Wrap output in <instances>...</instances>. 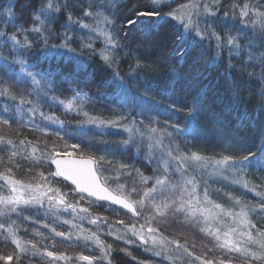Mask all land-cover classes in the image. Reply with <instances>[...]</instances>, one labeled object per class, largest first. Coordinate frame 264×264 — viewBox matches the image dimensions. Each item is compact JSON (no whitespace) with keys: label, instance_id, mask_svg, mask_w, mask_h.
Instances as JSON below:
<instances>
[{"label":"snow or ice","instance_id":"1","mask_svg":"<svg viewBox=\"0 0 264 264\" xmlns=\"http://www.w3.org/2000/svg\"><path fill=\"white\" fill-rule=\"evenodd\" d=\"M216 61L226 63L250 84L259 82V97L251 111L250 100H243L242 89L235 84H229L225 93L201 84L202 69ZM93 62L110 73L109 89L116 97L107 119L81 107L85 101L96 103L84 91ZM153 80L159 82L156 88ZM177 91L188 92L191 100L178 109L181 119L161 125L162 101L156 97L171 100ZM65 93L72 97L66 104L58 100ZM58 104L64 105L65 114L76 107V115L85 117L77 121L78 132L103 137L108 134L104 129L113 128L127 133L110 153L112 159L107 155L85 159L83 153L75 154L81 147L78 143L71 145L73 152L56 143L41 147L38 139L25 135L63 139L70 125L44 111ZM170 107L177 110L175 103ZM202 120L219 139V159L189 152V141L203 131ZM105 161L115 168L117 181L125 178L127 191L122 183L116 192L101 184L98 174ZM45 166H54V171L34 170ZM0 169V247L11 248L0 253L3 264H32L38 256L65 264L78 260L112 264V244L97 231L84 234L72 220L64 223L81 233L75 241L72 231L51 227V232L61 242L94 244L101 255L73 257L41 246L36 239L42 236L39 232L29 239L19 235L17 220H30L41 209L46 216L62 211L85 214L92 225L108 224L107 218H92L88 208L68 198L70 194L109 201L142 217L139 231L134 224L129 228L136 240L125 243L139 241L145 250L151 244L153 255L162 260L264 264V183L250 188L243 179L264 177V0L255 6L244 0L238 4L232 0H0ZM17 171L29 182L17 179ZM59 178L74 187L68 192L52 187ZM221 181L253 191L258 199L244 201L225 192L227 201L217 203L209 192L210 182ZM146 207L151 215H145ZM169 227L190 233L198 228L212 238L213 247L195 255L187 242L163 234L161 228ZM107 234L111 235L110 228ZM170 245L174 247L169 249ZM214 249L223 255L217 257Z\"/></svg>","mask_w":264,"mask_h":264},{"label":"trees","instance_id":"2","mask_svg":"<svg viewBox=\"0 0 264 264\" xmlns=\"http://www.w3.org/2000/svg\"><path fill=\"white\" fill-rule=\"evenodd\" d=\"M237 1V4L240 0H232V3ZM123 2V0H122ZM147 2V0H145ZM189 0H177V3H188ZM245 3H251L254 6L260 2V0H244ZM176 7V4L172 5ZM167 31V29H165ZM97 47L102 48L103 44L101 42H97ZM207 59V58H206ZM226 59V58H225ZM125 71L127 70V65H123ZM91 76L89 79V83L87 87L84 88V91L88 94L89 97L95 98L96 103L90 104L88 101H85L81 107L83 111H87L90 115L102 116L107 119L110 118L111 113L109 109L115 108V105H112L110 102L115 99V95L109 89L110 83V73L103 68L102 65L93 62L91 68L89 69ZM203 76L201 78L202 85H208L213 88L217 93H225L226 88L229 84H235L236 86L242 89V97L243 100H250V103L247 105L249 110L251 111L257 102L260 91L259 82L249 83L246 78L240 77V75L232 69L227 68L226 63H221L220 61L209 62L203 69ZM217 72L221 73L223 80L217 81L215 78L218 76ZM143 79V78H141ZM158 81L153 80L152 86L156 88L158 86ZM100 97H104V99H100ZM71 94L65 93L62 96H58V100L64 101L66 104L71 99ZM157 101H162L161 107L159 108L160 112V121L161 125L165 120H170L175 123L178 119L183 117V113L178 111V109L183 108L184 105L191 100V95L186 91H177L171 100H163V96H157ZM243 100L241 103L243 104ZM175 103L177 110H173L170 105ZM44 111L46 113H54L60 120L65 121V126L68 127V134L64 135L63 139H58L55 135L50 137L41 136L39 133H25L28 135L30 139H38L40 141V146L42 147L45 142L51 146L53 143L59 145L60 148H65L67 146L68 151H72L71 145L73 143H78L81 145L80 148L76 149V153H83V155L95 156L99 157L101 155H107L108 159H112L110 153L113 152L116 148L117 143L122 139L126 138L127 133L120 131L117 132L116 129L107 128L104 129L107 135L101 137L99 135H95L94 133H81L76 130L77 121L85 120V117L82 115L77 116V108L74 107L71 112L65 114L64 105L58 104L52 109L45 108ZM201 127L203 131L201 135L195 139L190 140L188 149L189 152H195L199 155L204 156L205 158L215 157L216 159L220 158L222 154V148L219 143V139L216 134L213 132L211 125L202 120ZM9 138L15 139V136L10 135ZM165 146H167V141L164 142ZM91 145V147H89ZM226 154V153H224ZM113 163L118 167V163L113 161ZM22 166L27 169L29 165L26 162L22 161ZM103 169H105V173L107 172L108 179H106V186L110 187L114 191L117 190L113 183H116V179L112 178L111 171L115 169L113 165L107 163V161L103 162ZM2 170V169H0ZM37 173L39 171H45L47 174L48 171H54L51 167L45 166L44 168L36 167L34 169ZM111 170V171H110ZM104 174V173H103ZM17 179H23L25 182H29V177L25 176L23 173H16ZM249 182V187L251 188L253 185H260L264 183V177H260L256 175H248L244 177ZM121 181V180H119ZM123 182V181H121ZM114 183V184H115ZM125 183V182H124ZM52 187H60L63 192H68L71 186L64 181L63 179L54 180L51 182ZM259 190V189H258ZM125 191V190H124ZM216 191L219 192L220 196H218ZM209 192L212 193L213 199L217 203H225L227 201V197L224 195L225 192H231L233 196L243 197L244 201H255L258 197L255 195V192L244 189L239 185H229L227 181H221L220 183H212L210 182ZM73 203L78 202V206L86 207L89 209V213L92 218L101 217L107 218L108 224L106 226H102L100 223L97 225H92L89 223L88 219L85 217V214H72L70 215L68 212H59L52 216H46L45 210L41 209L39 213H33L32 219L30 220H17V225L20 227L21 231L19 235L24 239H29L31 236L35 235L36 232L42 234V236H37L36 239L39 241L41 246L47 245L49 251H54L57 253L64 252L70 256H78V255H87V256H99L101 255L100 251L95 247L94 244H89L85 246V242L81 240L79 244L73 242L75 241L76 236L80 235L78 233L76 236L74 232H77L76 229H71L70 225L65 224L64 221L71 220V217L74 216L73 222L81 225L84 229V234H89V231H97L106 243L112 244V254L111 260L112 264H170V260H162L160 257L153 255L152 250H145L144 247L140 246L138 242L134 244H127L125 240L131 238L136 240L135 237L131 236V232L129 228L134 224L128 221V224L123 221V223H119V219L131 217L135 222L134 225L136 229H140V217H133L132 213H126L122 209L118 207H114L108 203L97 202L90 200L88 197L85 199L76 198L73 194H70L68 197ZM133 199H138V197H133ZM47 204H45V208H47ZM111 208V209H108ZM111 210V211H109ZM236 211H239V206L236 207ZM110 212V213H109ZM120 212V213H119ZM109 214H116V217H111ZM27 215V214H26ZM135 218V219H134ZM49 224L48 228L44 227V224ZM142 223V222H141ZM128 226L126 228L125 226ZM51 227H56L57 231H72L73 233V241H62L61 237L55 236L54 233L51 232ZM111 229V235L107 234L108 229ZM27 230L28 235H25V231ZM75 230V231H74ZM114 230V231H113ZM180 233L185 235L190 240H201L206 242L207 248L213 246V243H209L204 238H200L198 234H196V230L193 232H188L186 230H180ZM118 233L122 234L121 239L117 240L116 237L119 236ZM178 236V235H176ZM120 237V236H119ZM47 238V239H45ZM210 240V239H209ZM174 246L170 245L171 249ZM149 248V247H148ZM11 251V248L0 247V253ZM223 253L218 254V257H221ZM52 261V264H65L64 261H54L49 257H37L32 261V264H49V261ZM0 264H3L0 261ZM75 264H88L87 261H75ZM93 264H98L97 261H94ZM107 264V261H105ZM175 264H183V261L175 260Z\"/></svg>","mask_w":264,"mask_h":264},{"label":"rangeland","instance_id":"3","mask_svg":"<svg viewBox=\"0 0 264 264\" xmlns=\"http://www.w3.org/2000/svg\"><path fill=\"white\" fill-rule=\"evenodd\" d=\"M217 77L215 78L218 82L219 81H222L223 80V77H222V75H221V73H220V75H219V73L217 72ZM71 100V99H70ZM61 101V100H60ZM162 125H163V123H162ZM166 147V146H165ZM70 152V151H69ZM72 152V151H71ZM75 154H79V153H76L75 152ZM84 156V155H83ZM86 157H88V156H86ZM118 168V167H117ZM111 171V170H110ZM101 173H104L103 174V176H102V178H103V181L104 182H106V179H108V176L107 177H105V175H108L107 174V172L105 173V169L104 170H102L101 171ZM111 174H112V178L114 177V180L116 179V175H117V173H116V171H115V169H113L112 171H111ZM146 175L148 174V173H145ZM197 175H198V173H197ZM109 180V179H108ZM119 180H121V181H123V182H121V181H117V179H116V183L114 184L113 183V185H114V187L116 188H118V184H124L125 185V188H124V190L125 191H127L128 190V183H127V181L125 180V178L124 177H120V179ZM125 182V183H124ZM113 192H116V191H114V190H112ZM217 193V195L218 196H220V194H219V192L218 191H216ZM112 205V204H111ZM112 206H114V205H112ZM114 207H116V206H114ZM108 209H111V208H108ZM109 211H111V210H109ZM123 211H125L126 213H128L129 211L127 210H123ZM112 212V211H111ZM144 212H145V215H151L152 213L150 212V210H149V208L148 207H146L145 209H144ZM110 213V212H109ZM120 213V212H119ZM131 213V212H130ZM109 216H111L112 218L113 217H116L117 215L116 214H109ZM133 217H135V216H133ZM73 218H74V216L73 217H71V220H73ZM135 218H137V217H135ZM134 218V219H135ZM141 218V222H140V224L139 225H141V224H143L144 223V220H143V218L142 217H140ZM120 221H124L125 223H127L128 224V221L129 222H132V223H139V222H135V220H133L131 217H128V218H123V219H119ZM152 226L153 227H156L157 225H156V223L155 222H153V224H152ZM111 230V229H110ZM137 230V229H136ZM140 230V229H139ZM139 230H137V231H139ZM181 230V229H180ZM197 232H196V234H198L199 235V237L201 238H204V240H206L207 242H209V239L211 240L212 238L211 237H205L204 236V234L203 233H200L199 232V229L197 228V229H195ZM75 231V230H74ZM114 231V230H113ZM145 231H146V229H145ZM161 231L163 232V234L165 235V236H167L169 239H178L179 241H180V243L181 244H184L185 242H187V246H188V248H189V251H193L194 253H195V255H203L204 253H205V250H206V248H207V246H206V242H204V241H201V240H190L189 238H187L185 235H183V234H181L180 233V231H179V229H177V228H175V227H169V228H161ZM79 232H74V235L76 236L77 234H78ZM118 235L120 236V237H122V234L121 233H118ZM176 235H178V236H176ZM157 239H159V234H157ZM138 242V244H139V241H137ZM213 243H214V241H213ZM193 244H195V248H193ZM149 248V251H151V244H149V246H148ZM213 246H211L210 248H212ZM169 248H170V246H169ZM214 252H215V254H216V256L218 255V254H220V253H222L219 249H214ZM218 257V256H217ZM197 264H199V262H197Z\"/></svg>","mask_w":264,"mask_h":264},{"label":"bare ground","instance_id":"4","mask_svg":"<svg viewBox=\"0 0 264 264\" xmlns=\"http://www.w3.org/2000/svg\"><path fill=\"white\" fill-rule=\"evenodd\" d=\"M234 4H237V1H235L234 2ZM102 176H103V173H99L98 174V177L100 178V180H101V183L103 184V185H105L106 186V184H105V182L103 181V178H102ZM69 185H70V183H68ZM71 187H73L72 185H70ZM111 189V188H110ZM111 190H113V189H111ZM86 195V194H85ZM76 198H80L79 196H76ZM96 201V200H95ZM116 207H118V206H116ZM118 208H120V207H118ZM120 209H122V210H124L123 208H120ZM180 260V261H183V259L184 258H176V259H170V261H171V263L170 264H175V260Z\"/></svg>","mask_w":264,"mask_h":264},{"label":"water","instance_id":"5","mask_svg":"<svg viewBox=\"0 0 264 264\" xmlns=\"http://www.w3.org/2000/svg\"><path fill=\"white\" fill-rule=\"evenodd\" d=\"M85 159H87L88 157H84ZM52 169H54V166H52ZM59 179H62V178H59ZM99 180H100V178H99ZM68 182V181H67ZM100 182H101V180H100ZM68 183H70V182H68ZM102 184V183H101ZM74 187V186H73ZM91 200H95V198L94 197H89ZM98 202H107V203H109V204H112L111 202H109V201H98ZM112 205H114V206H118V207H120L119 205H115V204H112ZM120 208H122V207H120ZM124 209V208H123ZM124 210H126L127 211V209H124Z\"/></svg>","mask_w":264,"mask_h":264}]
</instances>
